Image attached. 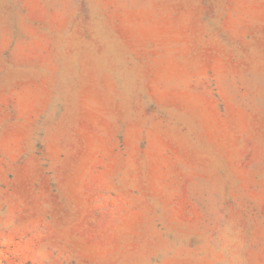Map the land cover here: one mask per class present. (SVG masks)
<instances>
[{
	"label": "rangeland",
	"instance_id": "1",
	"mask_svg": "<svg viewBox=\"0 0 264 264\" xmlns=\"http://www.w3.org/2000/svg\"><path fill=\"white\" fill-rule=\"evenodd\" d=\"M0 264H264V0H0Z\"/></svg>",
	"mask_w": 264,
	"mask_h": 264
}]
</instances>
